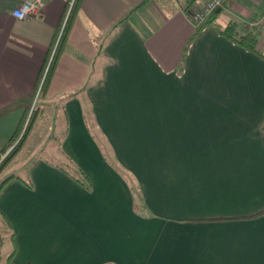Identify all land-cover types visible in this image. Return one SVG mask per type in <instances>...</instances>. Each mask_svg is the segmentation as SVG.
Returning a JSON list of instances; mask_svg holds the SVG:
<instances>
[{
    "label": "crops",
    "instance_id": "obj_1",
    "mask_svg": "<svg viewBox=\"0 0 264 264\" xmlns=\"http://www.w3.org/2000/svg\"><path fill=\"white\" fill-rule=\"evenodd\" d=\"M24 1L0 0V151L42 96L70 162L5 175L18 264H264V55L221 34L262 5L224 0L196 27L191 0H80L42 90L70 4L19 20Z\"/></svg>",
    "mask_w": 264,
    "mask_h": 264
},
{
    "label": "rangeland",
    "instance_id": "obj_2",
    "mask_svg": "<svg viewBox=\"0 0 264 264\" xmlns=\"http://www.w3.org/2000/svg\"><path fill=\"white\" fill-rule=\"evenodd\" d=\"M192 1V0H191ZM189 2L188 6L193 7L191 9V12L193 13L194 10H198L201 8L202 5L196 6L192 4L193 2ZM208 1V0H207ZM44 2V1H43ZM205 3V2H204ZM238 3L241 7L245 9V7L249 10V6L247 5L246 0H238ZM203 4V3H202ZM231 0L227 3L228 6H230ZM245 6V7H244ZM262 16L264 15V6L262 5ZM221 10V7L218 8ZM257 12L260 13V8H255ZM254 10V9H252ZM195 12V11H194ZM216 12V11H215ZM214 12V13H215ZM191 13V18L194 13ZM212 15V14H211ZM261 15V14H260ZM210 17V16H209ZM262 18V17H261ZM260 31V34L257 36V42L258 44L262 42L263 47H264V21L260 20L258 23ZM55 48L53 52L50 55V59L48 60V63L46 65V69L43 73V78H45L47 74V70L49 67V64L51 62L52 56L54 54ZM261 53L264 55V49L260 50ZM41 80V81H42ZM42 82L40 83V85ZM42 87V86H41ZM41 92V89H40ZM43 94V92H42ZM36 104L34 106L30 107L29 109L27 108L24 113H22V119L20 121L25 120V123L22 125L21 131L19 135L14 139L12 142H8L9 144L7 148L4 151H0V167L4 160H6L14 151L15 156L11 159V161L2 169L0 172V180L5 177V175L9 174L10 172H14L18 170L19 168H22L23 166L26 167L27 164H29L34 158L37 157H42V158H51L50 160H63L69 164V158L67 155H64L61 152V145L63 143V135L62 131L64 129V123L61 121V118L59 122H55V120L49 119V115L51 112L48 111V109H53L52 107H46L43 110V97L40 96L39 98L35 99ZM86 112L89 113L87 115L90 116V109L86 105ZM39 110L38 114L34 115L33 118V125L31 127L30 132H28L27 137L25 138L24 143L22 146L19 147V140L24 134V131L26 130L27 122L31 120V113L33 110L37 111ZM41 112H44L45 116H48V118L41 116ZM61 112V108L58 107V112L59 114ZM34 113V112H33ZM32 113V114H33ZM62 117V114L59 115ZM26 118V119H25ZM20 123V122H19ZM56 125V129H54L52 126ZM92 125V123L90 122ZM19 125V124H18ZM98 133V134H97ZM11 139V138H10ZM90 139L93 142L95 146L98 148V152L100 156L102 157L103 161L107 163L110 167L115 168L114 170L116 171V167L118 165V159L116 155L112 152L111 146L107 143L106 139L101 137L99 132H92L90 134ZM17 148V152L15 151ZM54 160V161H55ZM97 161L95 160V163ZM72 174H75L76 171L72 170ZM121 172H126L125 170H121ZM13 231L12 229L6 224V222H3L2 218L0 217V264H18L16 258H14V243H13Z\"/></svg>",
    "mask_w": 264,
    "mask_h": 264
},
{
    "label": "trees",
    "instance_id": "obj_3",
    "mask_svg": "<svg viewBox=\"0 0 264 264\" xmlns=\"http://www.w3.org/2000/svg\"><path fill=\"white\" fill-rule=\"evenodd\" d=\"M79 2H80V0H74L72 5H71L70 11L68 9L69 14L67 16V21H66V23L64 25V29L62 31L61 37H60L59 41L57 42V44L55 46V51H54V54L52 56L51 62L49 64V67H48V70H47V74H46L44 82H43L44 84L42 85V90L45 89V87L47 85V82L49 80V77H50V75L53 72L54 64H55V61L57 59V54L59 53V51H60V49L62 47V44H63L64 35H65L67 29L69 28V25H70L71 19L73 18V15L78 10ZM191 2H194V0H192ZM212 15H214V13H212ZM204 23H205V25L209 24V19L206 20V22H204ZM200 28H202V27H200ZM259 32H261V31H260V28H259L258 24H255V25H252V26H248V25H245V24H243V23H241L239 21H233L232 20V21L229 22L227 27L221 32V34L224 37H226L228 40H230L233 43H235L238 46H240L241 48H243V49H245V50H247L249 52H252V53H254V54L258 55V56H261L262 53H261L260 50L263 49L264 47H263L262 42L259 43V44L257 42V36H258V34H260ZM263 43H264V40H263ZM47 63H48V61H47ZM33 112H32L33 114L31 113V120H29L27 122L26 130L24 131L23 136L19 140V143H18L19 147L22 146V144L25 141V138L27 137L28 132H30L31 127L33 125L34 115L38 114L39 110L38 109H37V111L33 110ZM24 123H25V120H24V122L20 121L19 125L16 128V131L14 132V134L11 137V139L9 140V143L14 141V139L19 135V133L21 131V128H22V125ZM8 145L9 144H6L5 147H3L1 151H4L7 148ZM19 147H16V150H15L16 152H17V148H19ZM14 156H15V154H14V151H13L12 154L6 160H4V162L2 163V165L0 167V172L11 161V159ZM81 174L83 175L84 179H86V176L82 172H81ZM8 179H9V177H5V178L0 180V189L3 187V184H5L8 181ZM82 185H83V187L86 190H90V187L88 185H85L84 183ZM253 218H256V217H253Z\"/></svg>",
    "mask_w": 264,
    "mask_h": 264
},
{
    "label": "built area",
    "instance_id": "obj_4",
    "mask_svg": "<svg viewBox=\"0 0 264 264\" xmlns=\"http://www.w3.org/2000/svg\"><path fill=\"white\" fill-rule=\"evenodd\" d=\"M43 1L44 0H25L12 11V15L19 20L31 18L40 11L43 6ZM73 1L74 0H69L70 8ZM223 2L224 0H208L202 4L200 9L194 10V15H192V22L194 23V26L197 27L205 22L212 13L222 6ZM191 8L193 9V7ZM261 20L264 21V15Z\"/></svg>",
    "mask_w": 264,
    "mask_h": 264
},
{
    "label": "flooded vegetation",
    "instance_id": "obj_5",
    "mask_svg": "<svg viewBox=\"0 0 264 264\" xmlns=\"http://www.w3.org/2000/svg\"><path fill=\"white\" fill-rule=\"evenodd\" d=\"M254 1L258 2V4L264 5V1L261 0H254Z\"/></svg>",
    "mask_w": 264,
    "mask_h": 264
},
{
    "label": "water",
    "instance_id": "obj_6",
    "mask_svg": "<svg viewBox=\"0 0 264 264\" xmlns=\"http://www.w3.org/2000/svg\"><path fill=\"white\" fill-rule=\"evenodd\" d=\"M261 1H264V0H261ZM220 11H221L220 9H217L216 10V13H220Z\"/></svg>",
    "mask_w": 264,
    "mask_h": 264
}]
</instances>
